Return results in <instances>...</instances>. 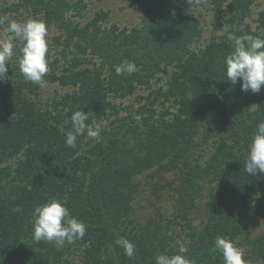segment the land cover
<instances>
[{
    "label": "trees",
    "instance_id": "trees-1",
    "mask_svg": "<svg viewBox=\"0 0 264 264\" xmlns=\"http://www.w3.org/2000/svg\"><path fill=\"white\" fill-rule=\"evenodd\" d=\"M127 1L143 14L132 29L109 24L104 10L82 25L74 19L85 16L82 0H18L0 7V19L23 10L46 21L49 30L57 27L61 33L53 38L55 53L44 79L72 88L43 105L42 88L19 69H8L0 80V264L65 261L54 243L32 238V212L52 198L66 200L88 226L75 241L86 246V264H155L161 253L179 254L172 226L187 236L185 255L195 264H224L213 251L218 235L264 264V233L240 241L253 217L264 220V173L244 171L248 145L264 119V88L243 92L239 82L228 81L223 63L230 35L264 32V8L254 27L248 19L256 0H206L197 9L187 0ZM208 7L225 17L210 21L214 33L205 39L196 13ZM124 60L139 70L117 75L115 66ZM139 87L147 94L138 107L119 115L114 100ZM82 109L90 113L87 123L103 122L101 140L85 135L68 148L61 128H71L72 114ZM151 170L160 179L173 173L172 180L158 178L153 189L176 195L175 213L166 223L142 225L132 218L133 202L137 178L148 171L155 177ZM197 209L207 214L201 229L192 219ZM121 237L135 244L134 258L115 244Z\"/></svg>",
    "mask_w": 264,
    "mask_h": 264
},
{
    "label": "clouds",
    "instance_id": "clouds-1",
    "mask_svg": "<svg viewBox=\"0 0 264 264\" xmlns=\"http://www.w3.org/2000/svg\"><path fill=\"white\" fill-rule=\"evenodd\" d=\"M192 9L201 7L206 0H187ZM0 23H4L0 19ZM5 34L0 39V80L8 73V65L16 55L19 47V70L24 79L39 87L46 86L44 77L49 72L50 48L49 28L47 22L39 18H31L24 21L12 20L5 28ZM243 32V29H241ZM232 41L231 50L225 56L223 63L226 68V76L231 84L238 82L245 93H259L264 88V32L259 35L243 34L230 35ZM135 62L124 60L115 66L117 75H132L138 71ZM90 119V113L82 110L75 111L71 116V128L61 131L65 136V145L75 149L78 139L85 136L99 142L103 122ZM133 119L141 121L139 115ZM68 121H65V125ZM244 171L255 176L258 172L264 173V119L260 120L248 145ZM19 211V209H14ZM33 232L32 238L36 242L54 243L63 248L65 244L75 243L82 239L87 231V225L72 215L67 201L52 198L43 204L36 206L32 212ZM115 244L124 250L128 258H134L136 246L127 238H119ZM213 251H218L224 264H248L245 258V250L228 236L218 235L215 239ZM186 249L181 246L179 254L169 256L161 253L155 257V264H195V261L185 255Z\"/></svg>",
    "mask_w": 264,
    "mask_h": 264
},
{
    "label": "rangeland",
    "instance_id": "rangeland-1",
    "mask_svg": "<svg viewBox=\"0 0 264 264\" xmlns=\"http://www.w3.org/2000/svg\"><path fill=\"white\" fill-rule=\"evenodd\" d=\"M18 0H0V7L8 6ZM75 3L80 0H70ZM87 3V8L85 9V16L83 18H75L77 21L79 20L82 25L86 22L90 21L93 17L94 13L99 10H104L108 12L110 17V22L117 25L119 28L127 27L132 29L133 27L139 26L142 22V12L134 9L130 6L129 1L127 0H82ZM264 8V0H256V4L252 6V17L248 19V22L251 23L254 27L256 26V22L254 19L257 18V13ZM203 12L202 15H199L200 12H197L198 18L203 23L204 28V38L209 39L211 35H213L214 30L213 27L210 26L211 20H224V15H218L216 12L208 7V9H201ZM72 15V12H70ZM35 18L30 11H21L20 13L11 12L7 13L2 17L4 23H0V39L4 37L5 28L8 23L12 20L24 21L27 19ZM227 28V27H226ZM60 31L56 26H51L48 34L49 39V48H50V56L55 53L54 48V40L60 35ZM215 34L221 35L223 34V30H218ZM52 52V53H51ZM19 51L16 50V55L14 56L11 65H8V69L10 70H18L19 69ZM50 60L53 61V57H50ZM50 69V68H49ZM72 92L71 87H62L57 83L46 82V86L42 88V104L51 103L53 99H58L61 95ZM147 94V91L142 87H139L133 95L127 96L125 98H117L114 100L115 105L119 109V115H126L128 113L127 107L134 106V108L138 107L140 104V97H143ZM142 102V101H141ZM15 165V162H14ZM13 166V165H12ZM150 171L147 174L139 176L137 179L140 182V189L138 195L134 199L133 202V210H132V218L135 219V223L139 222L142 225H147L149 221L155 219L161 221V223H166L169 219H174V207L176 203V195H174L168 189L161 190L157 194V191L153 189V185L156 180L159 178V173L156 170H151V173L155 174V177L151 178L149 176ZM174 178L172 172L163 174L161 179L163 181H169ZM160 178L159 180L162 181ZM256 196H259V192H255ZM202 200L199 203V207ZM199 209V208H198ZM196 210L194 215L192 216L194 225L197 228H202L204 223L206 222L207 214L203 212V210ZM170 234H173L175 238H177L174 244L180 250V247H187L189 240L187 236L181 231L180 227L172 226L170 228ZM264 233V220L257 219L255 217L250 221V226L247 231L248 236H243L240 241L245 240L246 237L251 239H256ZM181 236V237H180ZM71 246V248H66ZM109 248L113 249L110 245ZM245 250V258L248 255V251H246L245 247H242ZM60 251L62 260L60 264H86L84 260V251L86 246L83 242L78 241L77 243L66 245L63 248H57ZM247 259V258H246ZM248 264H260V262L255 263L251 261V259H247Z\"/></svg>",
    "mask_w": 264,
    "mask_h": 264
}]
</instances>
